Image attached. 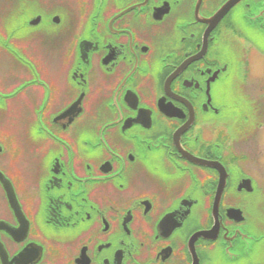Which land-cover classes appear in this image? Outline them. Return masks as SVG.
<instances>
[{
    "label": "flooded vegetation",
    "instance_id": "1",
    "mask_svg": "<svg viewBox=\"0 0 264 264\" xmlns=\"http://www.w3.org/2000/svg\"><path fill=\"white\" fill-rule=\"evenodd\" d=\"M253 54L264 0H0V264H264Z\"/></svg>",
    "mask_w": 264,
    "mask_h": 264
},
{
    "label": "rangeland",
    "instance_id": "2",
    "mask_svg": "<svg viewBox=\"0 0 264 264\" xmlns=\"http://www.w3.org/2000/svg\"><path fill=\"white\" fill-rule=\"evenodd\" d=\"M247 60L250 61V69L254 72H257V75L254 76L256 79L264 81V59L258 56L251 55ZM262 64V66H261ZM252 66V67H251Z\"/></svg>",
    "mask_w": 264,
    "mask_h": 264
},
{
    "label": "water",
    "instance_id": "3",
    "mask_svg": "<svg viewBox=\"0 0 264 264\" xmlns=\"http://www.w3.org/2000/svg\"><path fill=\"white\" fill-rule=\"evenodd\" d=\"M230 7H231V4L224 6L223 9L220 12H218V14L215 16V20L216 19L219 20V18L223 16L230 9Z\"/></svg>",
    "mask_w": 264,
    "mask_h": 264
}]
</instances>
